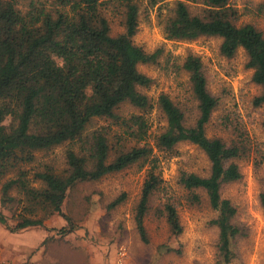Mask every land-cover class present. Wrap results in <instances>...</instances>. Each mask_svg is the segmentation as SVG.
Masks as SVG:
<instances>
[{"label": "trees", "instance_id": "16d2710c", "mask_svg": "<svg viewBox=\"0 0 264 264\" xmlns=\"http://www.w3.org/2000/svg\"><path fill=\"white\" fill-rule=\"evenodd\" d=\"M230 1L176 0L165 21V33L179 40L219 36L221 52L227 57L243 48L253 81L262 88L254 99L261 105L264 33L252 23L239 25L240 15ZM189 2L202 4L200 12L193 13ZM111 14L119 18L123 31L112 33ZM139 14L136 0H0V176L15 172L2 185V203L16 199L10 194L14 188L23 194L25 210L32 214L23 213L12 231L43 226L55 214L64 216L70 226L62 232L73 231V220L63 211L71 188L149 162L135 212L138 232L149 242L145 218L162 178L153 162L154 146L145 141L150 129L147 115L158 108L166 126L155 147L170 151L188 141L198 145L211 163L208 175L185 172L180 181L187 189L207 193L218 212L212 222L219 229L218 264H232L234 241L243 229L236 221L237 208L223 197L222 190L242 178L236 159L245 149L237 141L227 143L207 135L219 100L209 91L200 56L191 54L182 65L197 101L198 114L192 125L168 94L153 101L144 92L153 80L138 66L159 64L162 49L149 52L134 42ZM124 106L136 112H126ZM63 145H67L64 167L59 170L45 162L34 169L33 179L28 177L30 171L24 167L37 161L38 152ZM126 197L122 193L109 207L118 206ZM261 203L264 208V192ZM41 210L44 215L39 216ZM159 215L166 219L172 235L183 232L174 203L159 207ZM0 222L7 224L1 211Z\"/></svg>", "mask_w": 264, "mask_h": 264}, {"label": "rangeland", "instance_id": "374dc122", "mask_svg": "<svg viewBox=\"0 0 264 264\" xmlns=\"http://www.w3.org/2000/svg\"><path fill=\"white\" fill-rule=\"evenodd\" d=\"M136 1L140 14L134 42L149 52L162 49L159 64L138 66L153 80L144 92L153 101L162 93L168 94L185 111L188 125L195 122L198 107L190 75L182 65L191 54L202 59L209 91L219 100L207 125V135L227 143L237 141L245 149L242 157L236 159L242 178L225 184L222 190L223 197L237 208L236 221L243 229L234 241L232 264H264V104L254 102L262 88L253 81L248 55L240 48L234 56H225L219 36L169 39L165 21L172 15L176 0ZM230 4L238 10L239 25L252 23L264 33V0H231ZM189 6L193 13L202 8V4L192 2ZM110 19L113 34L123 31L119 18L111 14ZM123 109L136 112L129 106ZM147 116L150 129L145 142L154 146L153 162L162 178L145 218L149 242L142 240L135 221L149 162L71 188L63 211L71 217L75 229L67 233L61 229L70 226L60 214L45 219L43 226L12 231L23 213L32 216L25 210L23 194L14 188L10 194L16 199L2 203V185L15 177L12 172L0 176V211L7 218V224L0 222V264H119L120 258L124 264H218L219 229L212 223L218 212L211 207L204 190L187 189L180 181L185 172L208 175L211 163L198 145L188 141L178 143L170 151L159 150L155 147L156 138L166 121L158 108ZM66 147L38 152L37 161L24 167L30 171L28 177L33 179L34 169L45 162L59 170L64 167ZM122 193H126V199L110 208V203ZM166 202L174 203L179 212L183 226L179 236L171 234L166 219L159 215V207Z\"/></svg>", "mask_w": 264, "mask_h": 264}, {"label": "built area", "instance_id": "2783aa9c", "mask_svg": "<svg viewBox=\"0 0 264 264\" xmlns=\"http://www.w3.org/2000/svg\"><path fill=\"white\" fill-rule=\"evenodd\" d=\"M119 264H124V261H123V259H121L120 258V260H119V262H118Z\"/></svg>", "mask_w": 264, "mask_h": 264}]
</instances>
